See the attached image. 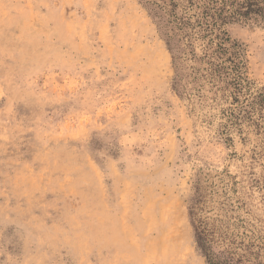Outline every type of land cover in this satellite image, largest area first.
I'll list each match as a JSON object with an SVG mask.
<instances>
[{
  "label": "rangeland",
  "instance_id": "rangeland-1",
  "mask_svg": "<svg viewBox=\"0 0 264 264\" xmlns=\"http://www.w3.org/2000/svg\"><path fill=\"white\" fill-rule=\"evenodd\" d=\"M148 2L0 0V264H207L196 228L264 264V118L173 90ZM226 30L264 86V24Z\"/></svg>",
  "mask_w": 264,
  "mask_h": 264
},
{
  "label": "trees",
  "instance_id": "trees-1",
  "mask_svg": "<svg viewBox=\"0 0 264 264\" xmlns=\"http://www.w3.org/2000/svg\"><path fill=\"white\" fill-rule=\"evenodd\" d=\"M158 31L171 54V87L179 96L207 93L228 106L223 131L242 124L262 127L264 86L253 88L243 45L226 30L229 23L264 24V0H148ZM196 228V244L207 264H232L211 252L206 230Z\"/></svg>",
  "mask_w": 264,
  "mask_h": 264
},
{
  "label": "bare ground",
  "instance_id": "bare-ground-1",
  "mask_svg": "<svg viewBox=\"0 0 264 264\" xmlns=\"http://www.w3.org/2000/svg\"><path fill=\"white\" fill-rule=\"evenodd\" d=\"M172 217V216H171Z\"/></svg>",
  "mask_w": 264,
  "mask_h": 264
}]
</instances>
